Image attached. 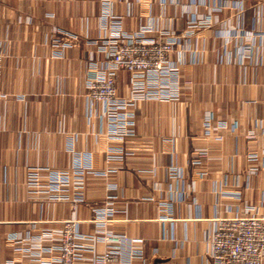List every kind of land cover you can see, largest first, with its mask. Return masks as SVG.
<instances>
[{"label": "crops", "instance_id": "obj_1", "mask_svg": "<svg viewBox=\"0 0 264 264\" xmlns=\"http://www.w3.org/2000/svg\"><path fill=\"white\" fill-rule=\"evenodd\" d=\"M192 13L216 22L181 38L185 50L171 55L178 96L139 101L130 109L134 134L118 138L101 105L91 109L86 97L83 56L98 48L91 41L113 33L111 16L127 33L157 38L184 33ZM58 30L78 40L56 47ZM253 30L264 32V0H0V264H29L21 249L28 245L15 240L61 228L75 215L81 232L94 236L107 200L111 213L102 222L141 247L123 264H203L217 215L257 210L264 217V168L249 170L256 163L249 154L264 156V65L244 50ZM117 88L121 97L130 93L128 73L118 74ZM119 147L129 152L124 162L107 164L108 150ZM200 150L206 153L192 166ZM78 165L95 173L77 209L30 201L29 167L45 174ZM172 165L205 175L181 180L169 174ZM96 247L102 252L104 241L97 238Z\"/></svg>", "mask_w": 264, "mask_h": 264}, {"label": "built area", "instance_id": "obj_2", "mask_svg": "<svg viewBox=\"0 0 264 264\" xmlns=\"http://www.w3.org/2000/svg\"><path fill=\"white\" fill-rule=\"evenodd\" d=\"M110 6L111 0H103ZM130 14V11L128 12ZM106 20L105 33L91 43L97 50L85 52L88 64L86 97L91 109L99 104L102 107V118L109 124V130L120 139L134 134L133 114L130 112L141 100H164L175 98L182 83L179 79V67L170 57L183 52L179 48L181 38L194 34L195 28L211 26L216 21L211 15L192 13L184 33L162 32L160 37L148 38L143 32L127 33L122 29V19ZM54 46L64 47L66 43L74 44L77 36L65 31H57ZM260 37L259 43L255 38ZM246 44L245 52L254 55L256 64L264 65V32L253 30ZM67 41V42H66ZM101 41V43H99ZM102 53V54H101ZM104 55L103 57H101ZM120 72L130 76V93L121 97L118 94L117 77ZM213 114L205 117V128L212 129ZM218 139V137H216ZM220 139V138H219ZM206 150L194 152L191 165L201 161ZM129 152L123 148H111L107 152L106 163L124 162ZM255 153L249 158L255 160L249 170L253 173L264 168L263 160H258ZM95 171L89 166H74L70 170L50 169L45 174L40 168L29 167L26 186L30 200L71 202L77 209L86 201V178ZM106 174L107 172H103ZM169 174L181 180L203 178V172L190 173L179 167L171 166ZM182 193L185 191L180 190ZM219 204L217 194L216 204ZM112 201L107 203L100 215L103 220L97 225L96 234L84 235L80 230L81 219L76 215L64 220L61 228L44 230L37 236L19 237L15 243L27 244L21 248L31 255L29 264H123L124 255H136L141 250L136 246L137 240L126 234L110 230L105 222L111 213ZM97 211V209H93ZM230 211V206H229ZM91 243H82V239ZM97 238L105 243V249L99 252ZM46 242H51L48 247ZM58 250V258L53 254ZM48 256V257H46ZM14 262V261H13ZM203 264H264V217L258 211L239 210L227 215H217L209 238V250L203 257Z\"/></svg>", "mask_w": 264, "mask_h": 264}, {"label": "rangeland", "instance_id": "obj_3", "mask_svg": "<svg viewBox=\"0 0 264 264\" xmlns=\"http://www.w3.org/2000/svg\"><path fill=\"white\" fill-rule=\"evenodd\" d=\"M30 201H38V202H44V201H41V200H30Z\"/></svg>", "mask_w": 264, "mask_h": 264}]
</instances>
